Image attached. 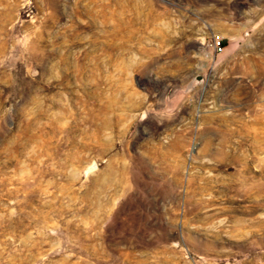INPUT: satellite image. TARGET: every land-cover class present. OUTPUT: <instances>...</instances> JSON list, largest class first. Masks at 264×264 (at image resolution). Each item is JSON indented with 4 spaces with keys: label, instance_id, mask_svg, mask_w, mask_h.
Returning a JSON list of instances; mask_svg holds the SVG:
<instances>
[{
    "label": "rangeland",
    "instance_id": "1",
    "mask_svg": "<svg viewBox=\"0 0 264 264\" xmlns=\"http://www.w3.org/2000/svg\"><path fill=\"white\" fill-rule=\"evenodd\" d=\"M0 264H264V0H0Z\"/></svg>",
    "mask_w": 264,
    "mask_h": 264
},
{
    "label": "built area",
    "instance_id": "2",
    "mask_svg": "<svg viewBox=\"0 0 264 264\" xmlns=\"http://www.w3.org/2000/svg\"><path fill=\"white\" fill-rule=\"evenodd\" d=\"M207 46H209L215 53H221L225 49L223 41L221 38L213 37L207 41Z\"/></svg>",
    "mask_w": 264,
    "mask_h": 264
}]
</instances>
